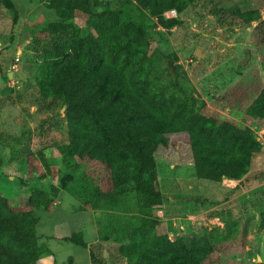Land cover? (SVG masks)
<instances>
[{
    "label": "trees",
    "instance_id": "obj_1",
    "mask_svg": "<svg viewBox=\"0 0 264 264\" xmlns=\"http://www.w3.org/2000/svg\"><path fill=\"white\" fill-rule=\"evenodd\" d=\"M196 1L43 0L54 18L34 27L49 42L38 55L32 78L42 97L64 104L67 142L54 145L61 165L57 183L31 187L26 207L12 206L0 191V264H37L41 251L36 212L53 211L61 191L73 182L78 184V204L72 210L94 211L100 241L138 242L118 248L126 254L127 264H214L207 261L214 249L207 235L179 234L169 239L151 213L162 201L154 188V156L160 147H168L171 135L178 134L189 146L195 175L207 183L240 180L261 149L257 137L246 129L231 138L199 125V116L207 115L208 108L194 95L180 66L176 64L175 75L168 71L166 81L157 70L154 33L158 27L168 30L180 22L179 17L163 13L175 10L180 14ZM9 15L15 24V4L0 0V17ZM233 15L241 23L256 22L249 42L264 57L260 10L236 9ZM76 20L82 21L80 29ZM12 50L10 45L0 48L4 78L7 74L1 65ZM168 57L177 60L175 54ZM245 105L241 118L264 127V88L255 91ZM8 168L9 174L0 175V183L1 176L18 177ZM45 177L32 174L26 179ZM237 189L238 185L223 187L219 200L201 203L217 205ZM260 219L264 227V212ZM83 231L61 240L86 247ZM90 264H102L92 251Z\"/></svg>",
    "mask_w": 264,
    "mask_h": 264
},
{
    "label": "rangeland",
    "instance_id": "obj_2",
    "mask_svg": "<svg viewBox=\"0 0 264 264\" xmlns=\"http://www.w3.org/2000/svg\"><path fill=\"white\" fill-rule=\"evenodd\" d=\"M12 1L18 13L16 23L11 22L12 15L0 17V48L13 46L1 65L7 77L0 74V175L3 171L9 174L10 167L22 181L1 176L0 191L12 206L26 207L31 187L46 188L58 181L60 155L54 145L67 142V124L64 104L42 97L32 78L38 55L49 42L34 27L53 19L54 13L43 6V0ZM236 9H258L264 17V0H197L180 14H164L179 17L180 22L168 30L158 27L153 42L159 51L157 70L163 81L171 71L168 62L173 67L172 75L178 64L194 95L205 102L208 114L199 116V125L231 138L246 129L261 146L240 180L224 179L221 183H207L196 177L190 148L178 134L171 135L168 147H160L154 156V188L162 201L151 210L152 215L161 221L169 239L179 234H195L197 238L207 235L214 248L207 261L214 264L264 261V227L260 219L264 212V127L258 121L241 118L247 100L264 88V57L249 42L256 22L241 23L233 15ZM75 24L80 29L82 21L76 20ZM170 54H175L177 60L168 57ZM32 174L46 177L27 180ZM235 185L238 189L226 201L202 205V200H219L223 187ZM77 188L73 182L62 190L61 201L57 203L58 198L54 202L53 211L36 212L41 251L37 264H65L69 257L70 264L89 263L82 248L61 240L83 229L88 240L93 235L90 211L71 213L78 204ZM135 243L113 241L111 247L99 243L93 252L102 264H127L126 254L117 250Z\"/></svg>",
    "mask_w": 264,
    "mask_h": 264
},
{
    "label": "crops",
    "instance_id": "obj_3",
    "mask_svg": "<svg viewBox=\"0 0 264 264\" xmlns=\"http://www.w3.org/2000/svg\"><path fill=\"white\" fill-rule=\"evenodd\" d=\"M59 201H61V198H59V200H57V203H59ZM56 203V202H55ZM75 205H77V204H75ZM55 206V205H54ZM85 211H87V210H85ZM85 211H79V212H85ZM90 211V213H91V223H92V232H93V235H92V238H91V240H88V238H86L85 237V234H86V232L85 231H83V233H84V238H85V241H86V247H81V246H78V247H80V248H82V250H84L85 252H86V254H87V256H88V261H89V263L88 264H90V252H91V249H92V252L94 251V249L96 248L95 246H97V244H99V243H102V244H106V245H110V243H112L113 241L112 240H108V241H100L99 239H98V235H97V228H96V223H95V213H94V211L93 210H89ZM161 212H162V210H160ZM74 211L71 209V213H73ZM79 212H75V213H79ZM162 214H163V212H162ZM110 247H111V245H110ZM104 251V254L105 253H107V251H106V249H104L103 250ZM76 257V256H75ZM40 259V258H39ZM71 258L69 257L67 260H66V263H71ZM38 262H39V260H38ZM65 263V264H66ZM73 263V262H72Z\"/></svg>",
    "mask_w": 264,
    "mask_h": 264
},
{
    "label": "built area",
    "instance_id": "obj_4",
    "mask_svg": "<svg viewBox=\"0 0 264 264\" xmlns=\"http://www.w3.org/2000/svg\"><path fill=\"white\" fill-rule=\"evenodd\" d=\"M174 13H175L174 10H169V11H166L164 14H170L171 16H173ZM164 14H163V15H164ZM164 16H166V15H164ZM166 17H168V16H166Z\"/></svg>",
    "mask_w": 264,
    "mask_h": 264
},
{
    "label": "water",
    "instance_id": "obj_5",
    "mask_svg": "<svg viewBox=\"0 0 264 264\" xmlns=\"http://www.w3.org/2000/svg\"><path fill=\"white\" fill-rule=\"evenodd\" d=\"M168 66H169V68L171 69V72L173 73V67H172V65H171V61L168 62Z\"/></svg>",
    "mask_w": 264,
    "mask_h": 264
},
{
    "label": "clouds",
    "instance_id": "obj_6",
    "mask_svg": "<svg viewBox=\"0 0 264 264\" xmlns=\"http://www.w3.org/2000/svg\"><path fill=\"white\" fill-rule=\"evenodd\" d=\"M168 11H169V10H168ZM174 11H175V10H174ZM164 13H165V12H164ZM164 13H163V14H164Z\"/></svg>",
    "mask_w": 264,
    "mask_h": 264
}]
</instances>
